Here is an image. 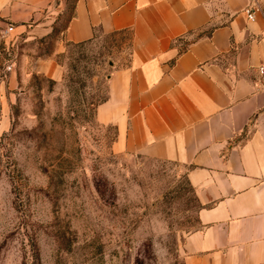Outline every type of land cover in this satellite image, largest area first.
Returning <instances> with one entry per match:
<instances>
[{
    "label": "crops",
    "instance_id": "0c3cea01",
    "mask_svg": "<svg viewBox=\"0 0 264 264\" xmlns=\"http://www.w3.org/2000/svg\"><path fill=\"white\" fill-rule=\"evenodd\" d=\"M76 0L61 31L69 43L129 31L96 120L113 126L115 151L186 166L200 227L185 264H264V0ZM60 0H0V20L48 35ZM190 40H185L188 37Z\"/></svg>",
    "mask_w": 264,
    "mask_h": 264
},
{
    "label": "rangeland",
    "instance_id": "374dc122",
    "mask_svg": "<svg viewBox=\"0 0 264 264\" xmlns=\"http://www.w3.org/2000/svg\"><path fill=\"white\" fill-rule=\"evenodd\" d=\"M61 1L48 35L0 20V264H185L200 227L186 166L115 151L95 117L130 32L66 42Z\"/></svg>",
    "mask_w": 264,
    "mask_h": 264
},
{
    "label": "built area",
    "instance_id": "2783aa9c",
    "mask_svg": "<svg viewBox=\"0 0 264 264\" xmlns=\"http://www.w3.org/2000/svg\"><path fill=\"white\" fill-rule=\"evenodd\" d=\"M260 9V0H248V3L245 7V12L247 15V18L249 20H254L255 19V13ZM13 31V26L8 25L7 28L5 29L6 33H9ZM256 74L257 77L260 81V89L261 91H264V64H260L256 67Z\"/></svg>",
    "mask_w": 264,
    "mask_h": 264
},
{
    "label": "trees",
    "instance_id": "16d2710c",
    "mask_svg": "<svg viewBox=\"0 0 264 264\" xmlns=\"http://www.w3.org/2000/svg\"><path fill=\"white\" fill-rule=\"evenodd\" d=\"M75 2H76V0H74V2H73L72 8H71V13H70V16H69V18H68V20H67L66 25H65L60 31H62V30H64V29L66 28V26H67L69 20L74 16V6H75ZM56 19H57V18H56ZM60 31H59V32H60ZM50 33H51V32H50Z\"/></svg>",
    "mask_w": 264,
    "mask_h": 264
}]
</instances>
